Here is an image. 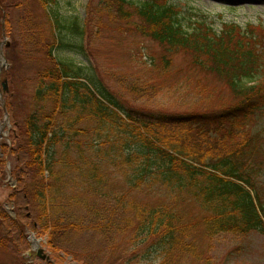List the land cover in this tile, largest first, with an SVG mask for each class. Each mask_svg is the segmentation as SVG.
Masks as SVG:
<instances>
[{
  "label": "trees",
  "instance_id": "obj_1",
  "mask_svg": "<svg viewBox=\"0 0 264 264\" xmlns=\"http://www.w3.org/2000/svg\"><path fill=\"white\" fill-rule=\"evenodd\" d=\"M93 1L80 23L63 17L58 0H39L55 42L47 47L50 65L37 79L34 107L10 136L18 184L10 195L18 215L12 224L20 239L32 231L47 238L53 254L80 264H113L118 254L126 255L122 264H134L143 248L144 256L154 250L159 264H210L198 248L199 232L209 240L264 236V194L256 180L264 149L255 135L236 142L264 111V29L225 24L214 32L194 7L172 0ZM6 2L0 0V18L9 11ZM106 15L163 47L162 63L152 61L150 72L162 76L185 52L197 69L224 80L235 104L208 113L128 111L82 67L56 59L62 34L86 39L91 28L97 36ZM153 81L121 78L125 90L142 100L157 96ZM118 177L130 190L164 192L165 201L144 204L114 192ZM20 196L32 216L19 212ZM191 204L198 213L190 218L185 210ZM0 210V218L8 219L1 203ZM80 245L89 249L80 251Z\"/></svg>",
  "mask_w": 264,
  "mask_h": 264
},
{
  "label": "rangeland",
  "instance_id": "obj_2",
  "mask_svg": "<svg viewBox=\"0 0 264 264\" xmlns=\"http://www.w3.org/2000/svg\"><path fill=\"white\" fill-rule=\"evenodd\" d=\"M58 1L63 17L70 20L76 17L80 23L87 18L86 9L90 0ZM172 1L182 2L183 5H188L187 8L194 7L199 11L200 18L205 17L214 32L220 33L225 24H237L243 30L249 25L255 28L261 26L264 29V0ZM97 2L98 0H94L93 5ZM5 5H8L9 11L4 14V19L0 18V50L4 52L3 59L6 60L7 65L2 67V74H6L8 84L5 104L10 123L13 125L11 132H16V129L17 131L19 129L17 126L25 120L34 107L37 79L50 65L47 61V47L52 46L55 39L49 19L46 18L47 11L40 6L39 0H7ZM7 20L11 32L8 31ZM102 22L104 27L102 32L94 36L92 29L89 28L86 39L73 38L66 31L60 36L62 44L56 46L54 56L59 62L71 61L82 67L85 77H95L103 89L109 95L112 94V97L128 111L163 114L208 113V111H224L235 104L234 97L224 80L218 75L197 69L189 54L184 52L174 56L169 71L162 76L154 68L150 72L148 69L152 61L156 64L162 63L163 47L137 35L127 21L118 20V23H114L106 15L103 16ZM259 32L258 29L256 36ZM121 78L130 82L154 80L150 86L157 90V96L153 98L154 100L147 98L142 100L131 96L121 83ZM6 129L9 133L10 128L7 126ZM246 129L237 137L236 142L241 141L242 135L248 137L255 135L259 137L261 148L264 149V111L255 116ZM8 143L13 144L12 139L5 138L0 145L5 146ZM9 160L12 163L10 176L6 165H0V203L5 213L9 215L8 219L0 218V242H2L0 264H80L71 256L62 253L53 254L47 244V238L41 239L35 235L37 240H41L42 257L49 256L50 262L46 258L42 259L37 255L35 245L29 241L32 231L27 230L24 233L25 241L20 239L21 234L19 237L17 226L12 224L13 220L18 219L17 207L10 200L13 190L18 187L12 173L17 164L11 155ZM256 180L260 193L264 194V170L257 175ZM112 187L114 192H127V197L144 204L157 205L166 198L164 192L160 190L156 192H149L148 189L130 190L123 185L120 178L114 180ZM20 197L23 207L19 212L32 216L29 208L24 206L27 202L22 198L23 196ZM193 207L194 205L191 204L185 210L187 217L191 218L192 214L195 216L198 213V209ZM22 223L26 226L24 220ZM196 237L198 248L204 251V257L210 264H264V236L259 233H250L246 236L224 234L209 240L202 237L199 232ZM88 239L92 241V237ZM90 244L92 243H86L89 246ZM80 247V251L84 250V252L89 249L85 245ZM145 252L143 248L134 254V264L160 263V256L154 250L150 251L148 256H144ZM124 258L126 255L119 257L118 254L113 264H122Z\"/></svg>",
  "mask_w": 264,
  "mask_h": 264
},
{
  "label": "flooded vegetation",
  "instance_id": "obj_3",
  "mask_svg": "<svg viewBox=\"0 0 264 264\" xmlns=\"http://www.w3.org/2000/svg\"><path fill=\"white\" fill-rule=\"evenodd\" d=\"M5 65H7L6 60L4 61V59H0V114H1L0 115V142L4 141L5 138L8 139L7 137L9 133H7V129H6L7 126L10 128V130L12 129L10 125L8 124L7 117H6L7 106L5 104L6 102L5 96H7L8 89L4 90L3 83L4 82L7 83V78H6V74H2V67ZM7 146L8 144H5V146L0 145V163L1 161H6V163L8 162V160H6L7 157L9 156V149Z\"/></svg>",
  "mask_w": 264,
  "mask_h": 264
},
{
  "label": "water",
  "instance_id": "obj_4",
  "mask_svg": "<svg viewBox=\"0 0 264 264\" xmlns=\"http://www.w3.org/2000/svg\"><path fill=\"white\" fill-rule=\"evenodd\" d=\"M5 40H6V38H5ZM4 57V54H3V52L1 51L0 52V59L1 58H3ZM5 61V60H4ZM3 87H4V90H7L8 89V84L6 83V82H4L3 83ZM8 120H9V118H8ZM32 241V243H33V245H35V247H36V250H37V255H39L42 259L43 258H46L47 260H49L50 259V257L49 256H43L42 257V254H43V249L41 250L40 248H41V246H40V241H38V240H36V238L34 237V235H31V238H30V242Z\"/></svg>",
  "mask_w": 264,
  "mask_h": 264
}]
</instances>
